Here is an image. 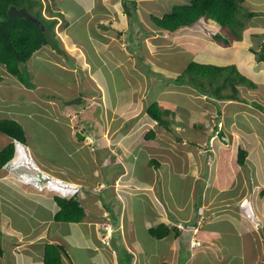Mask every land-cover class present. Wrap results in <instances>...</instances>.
Instances as JSON below:
<instances>
[{"label":"crops","instance_id":"1","mask_svg":"<svg viewBox=\"0 0 264 264\" xmlns=\"http://www.w3.org/2000/svg\"><path fill=\"white\" fill-rule=\"evenodd\" d=\"M71 1L82 9L83 12L79 16L74 15L73 10L67 6H60V3L58 12L62 13L66 19H63L65 24L71 30L70 26L74 22L83 19L90 34L88 42L73 38V42L80 43L72 44L74 45L72 50L76 48L79 51L75 60H73L74 53L65 51L60 43L61 50L47 45L34 52L31 58L40 66L55 65L67 71L70 69L69 65L66 66L67 61H73L77 72V88L68 92L66 94L68 96H62L58 90H50L44 92L42 98L46 105L54 104L60 108L59 103L53 100V94L58 95L55 99L59 101L62 97H65V100L77 96L84 97V106L74 104L80 109H73L72 113H67L69 121L75 119L73 114L91 110L90 100L92 102L99 100L103 105L99 112L104 123L99 129L96 127L92 129L89 126L80 129L83 133L81 142L83 145L98 142L101 145H97L92 151L105 155L102 156L103 160L100 158L94 160L95 162L90 166L91 173L79 169L72 173L64 166L46 162L55 172L58 166L64 173H53L50 170V173L45 174L61 181L57 188L60 185L68 186L85 210V217L79 222L57 221L54 216L59 206L55 197L59 194L52 189L55 184L42 181L37 173H28L29 169L23 164L29 163L28 159H32L31 163L37 165L42 163L46 166L44 160H39L37 155L35 159L33 154V157L28 158L27 151L25 152L23 148L24 142H21V145L20 141L15 139L16 150L13 159L16 163L10 166L5 164L0 168L2 250L0 264H44L47 243L64 246L62 264H196V262L197 264H230L232 258L215 249L213 244L214 250H212L209 243L226 234L229 227L241 232L240 220L233 214L237 211L235 207L243 205L245 199L247 203L251 201L257 213L253 219L258 221L256 227L259 235L260 229L264 227V215L258 211V206L264 209L262 176L261 183L258 182L259 176L264 173H251L254 176L250 185L242 182L244 173H238L239 181L235 182L239 185L231 187L237 190L234 195L228 196L234 202L232 204L223 202L219 206H217L219 202H212L216 196V199H219L225 193L230 195L226 189L228 170L235 162L237 165L235 164L236 167L233 169H238V166L244 167L249 157V152L246 150L244 163L240 164L238 161V151L244 147L238 140L240 134L235 135L238 131L235 126L237 122L244 116L251 123L250 115H253L255 122L264 125V61L258 60L254 50L256 46L250 44L251 37H255V43L259 47L264 43V0H243V10H245V16L241 14L245 22L243 39L233 40L229 46L216 40L211 32L208 39L203 37L199 40L194 36L199 32L190 34L182 31L172 36L171 33H175L174 31L160 30L155 24L150 27L145 25V15L142 14L150 15L152 13V10H149L150 6L158 3L159 0H135L140 19H143L140 22L143 25L142 29L153 35L149 37L150 44L140 33L136 35L138 39L135 43L129 41L131 35H127L131 33L127 32L126 28L128 23L134 20H130L123 5L124 0ZM201 22L206 23L204 20ZM211 27H218L213 20ZM163 33L171 35V41L165 39L166 41L158 42ZM115 35L120 37L119 42L115 41ZM183 40L186 46L183 47L187 49L184 53L190 54L189 60L174 62L171 61L173 57L167 60L168 54L161 49L163 42L180 46ZM89 46L93 47L95 56L99 58L98 63L93 60ZM115 48L120 49L122 55L117 63L111 54L105 56L106 53L102 51ZM141 49H144L147 55L140 53ZM204 50L207 53L197 54ZM131 51H134L133 56L128 55ZM180 52H183L182 47ZM162 53L163 58L160 59ZM63 54L64 61L61 59ZM109 59L113 65L107 61ZM192 61L225 67L224 71L230 75L234 74L232 69L235 67L234 71L246 76L254 82V85L232 78L235 88L239 90L238 94L231 96L221 91L223 98H218L210 90V92L198 90L196 85L191 86L188 82L178 81L179 75L184 73L187 65ZM104 66H107L109 72H104ZM109 66L120 68L126 74L123 76L124 85L112 84V94L108 82H115V76L111 75ZM106 73L110 76L104 75ZM4 74L16 85L10 84L9 88L26 89L24 82L16 75L8 74L6 70H3L2 75ZM40 74L42 71L39 68L34 76ZM0 87L3 88L4 85L0 84ZM152 87L155 96L150 100L148 97L152 93ZM29 88L34 89L32 86ZM222 89H225L224 86ZM177 95L180 101L185 102H178ZM3 97L0 110L7 108L9 113L14 114L11 108L17 100L10 94ZM9 98L11 106L5 104L7 101L5 99L9 100ZM152 101L158 102L161 109L170 110V114L164 115L167 124L159 122L148 113L147 107ZM257 103L262 107L256 105ZM215 116L218 118L213 119ZM87 127L93 132H89ZM250 131H252L251 136L258 132L254 128ZM94 133L98 134L94 136ZM12 140L14 139L0 131V149ZM105 143L107 146L104 145ZM254 143L255 161L264 164V142L254 139ZM224 154L226 160L224 167L228 166L223 170L216 167L214 171L211 164L216 161L221 162ZM203 163L208 167L207 173L204 171ZM179 173L184 180L189 181V178H193L191 197H187V201L182 204H177V198L174 196L175 190L178 191L179 188L176 186L173 190L170 186L171 179H177ZM259 183L263 194H257ZM199 185L204 188L199 190ZM217 185L219 186L216 187ZM253 185H255L254 190L257 189L255 194H251ZM219 190L221 191L217 194L216 191ZM88 191H90L89 197ZM93 191L96 193L94 194ZM213 208H216L215 213L209 216L208 210ZM204 210L210 220L204 225V231L199 234V238L192 236L197 232L189 233L175 229L177 223H186V220H190L192 224L196 219L198 222L196 226L199 229V226L204 224L199 220L204 215ZM184 211L187 214L185 219L179 215V213L184 214ZM18 214L26 219L27 225L29 223L35 225L31 229H24L21 224L18 226L13 220ZM222 221L226 222L225 225H222ZM104 223L110 224L113 228L108 244L101 241L104 235ZM155 232L162 234L156 235ZM194 241H199L200 244L194 245ZM187 248H191L192 251L187 253ZM122 253L127 257L122 258ZM197 254L200 257L195 258ZM259 261H261L259 257H255L254 263L260 264Z\"/></svg>","mask_w":264,"mask_h":264},{"label":"rangeland","instance_id":"2","mask_svg":"<svg viewBox=\"0 0 264 264\" xmlns=\"http://www.w3.org/2000/svg\"><path fill=\"white\" fill-rule=\"evenodd\" d=\"M159 1H162V0H159ZM164 1H166L165 5H162L160 2L153 3V5L150 6L149 10H152V12L161 13V12H164L166 8L168 7L169 9H171L172 5L175 3L180 4L177 2L178 1L181 2L183 0H163V3ZM44 2H45V7H46L48 5V0H44ZM49 2H50L49 9H48V6L47 8L44 7V14L47 17L60 11L59 3H60V6H67V8L73 10V12L75 13L74 15L76 16H79L80 13L83 12L82 9L80 7L79 8L76 7L75 2L71 0H61V1L51 0ZM139 3L141 4V2ZM123 5L127 10L129 11L132 10L131 0H124ZM145 14L146 13H143L142 16H144ZM240 14L245 16V10H243V8H241L239 15ZM140 20L142 21L143 19H140ZM203 20L206 22L205 24L201 22ZM211 21L212 20L210 18L204 16V18H202L201 20L193 22L189 25L182 26L180 27V29L179 28L177 29L178 31L176 30L177 32L174 31L175 33H171V34L172 36L173 35L176 36L182 31L189 32L190 34L199 32V34H194V36L199 40H201L203 37H207L208 39L210 32L212 36L214 32H218L220 34H223V36L230 37V31L227 27L218 26L216 28H212ZM144 24L145 25L147 24V26L150 27V25H153V22L151 20H148L146 17L144 18ZM70 27L72 28V30L68 28V25L65 24V21L62 18H60L58 24L56 25L55 31H56L57 37L59 38L60 45L64 46L65 51L74 53L75 56L73 60H75L77 57L76 53H78L79 51L76 50V48L72 50V47L74 46L72 44L76 43V42H73L74 41L73 38L76 39L77 41L88 42L89 40L88 37L90 34H88L87 26L83 19H81L80 22H74ZM123 28L125 29V27ZM142 28H143L142 23L140 24L135 20L132 23L130 22V24L128 23L126 30L127 32H130L131 35H135L134 37L135 39L137 37L136 35L140 33L143 38H146V42L150 44L151 40L149 39V37L153 35L150 32L143 30ZM181 35H184V34H181ZM243 35L241 37V40L243 39ZM161 37L158 39V42L166 41L165 39L171 41L170 39L171 35H169L168 33L167 34L163 33ZM114 38L116 42L117 41L119 42L120 37L115 35ZM254 38L255 37L253 38L251 37L250 44L251 45L254 44L256 46V49L260 50V47L258 46L257 43H255ZM94 42L98 43V41H95V40ZM183 43H184V40L182 41V43H180L181 45L179 46V45H175V43L170 44V43L163 42V46L161 47V49L163 52L166 51V54H168L167 60H170V58L173 57L171 61L181 62V61H185L188 58H190V54L188 52L184 53V51H186L187 49L186 48L184 49L183 46L185 45ZM76 44H80V43H76ZM181 47L183 48V52H180ZM92 48H93L92 46H89V49L91 51L90 54L93 60L97 61L98 63L99 58L95 56L96 53H94ZM86 51L89 52V50H86ZM102 51L106 53L105 56H108V54H111L115 63H117V60L122 57L121 52H119L121 50L117 48H115L114 50H102ZM142 52L144 53V49L140 50V53ZM205 53H207L206 50L197 52L198 55L205 54ZM144 54L147 55L146 52ZM128 55L133 56L134 51H131V53L129 52ZM63 56L64 54L61 57L62 60H63ZM102 56L103 58H105L104 55ZM162 56H163V53L160 55V59L163 58ZM107 61L113 65L111 59ZM132 61L135 63L134 58H132ZM68 65L70 66V69L67 71V70H64L63 67H59L55 65L40 66L38 62H36L33 58L25 61L24 63L21 64V71H22L21 76L22 77H18V78L20 80H23L24 84L26 85L25 86L26 89L12 90V88H9V86L10 84H12L13 86H16L15 83H12L11 81H9L8 80L9 77L7 78L5 74L2 75L3 76L2 79L4 81H0V84L4 85V87L3 88L0 87L1 88L0 89V103L4 101L3 96L4 95L6 96L8 94H10V96H12L17 101H15V103L12 104L10 103V100H11L10 98L9 100L5 99L7 100L5 101V104L8 103L10 106L11 104L13 105L11 108V112L14 114L9 113L7 108H2L0 110V119H3V118L14 119L22 125L25 131V135H26V140L23 144V148L25 152L27 151L28 158L34 156V158L37 159L35 156L37 155L39 160L40 159L44 160L45 164L46 162H50V163L54 162L56 163V165H61V166L68 168L69 172L75 173L79 169L80 171H83L85 173H91V170H90L91 164L95 162L94 161L95 159L100 158L101 160H103L102 156H104L105 154H102V153L96 154L94 151H92V149L96 148L97 145H101L98 142H93L92 145L91 144L83 145V143L81 142V140H83L81 139L83 138V133L80 131V129L82 130L84 126H89V128H92V129L94 127L98 129L102 127L104 123V119L101 117L100 112H99L103 108L102 103L99 100H96L93 102L92 100H90L89 104H91V107H90L91 110L79 112L78 114L75 113L73 114V116H75L74 117L75 119H73L72 121H69V117H67V113L68 112L72 113L73 109H80L78 106H74V105L69 106L66 102L63 101V99L65 100V97H62L63 99L61 98V101H59L58 99H55L58 96L55 94H53V100L56 101V103H59L58 107L60 108H57V106L54 104L46 105V103L44 102L42 98L44 92H47L50 90H58L60 91L62 96H64L68 94V92H70L71 90L73 89L75 90L77 88L78 80H77V72H75V69H74L75 65L73 61H67L66 66ZM106 67L107 66H104L103 68L104 72L108 71ZM39 68L42 71V74L34 76V74L37 73V70ZM108 69H110L111 75L115 76V80H114L115 82L113 83L112 81L108 82V85L111 88V94H112V84H116V85L123 84L124 85L123 76L126 74L122 69L114 68L113 66H109ZM78 70L80 69L78 68ZM0 73L3 74V70L1 67H0ZM135 73L136 72H134V74ZM104 75L110 76L107 73ZM231 76L236 81L241 80L238 74L236 73L231 74ZM186 78H188V76H186ZM202 81L204 82L203 86L199 85V79L196 82L197 83L196 86H199L200 89H205L207 91H209L210 89H215L216 84L213 83V85H210L207 79H202ZM30 86L34 87V89L31 90V88H29ZM224 88L225 89H222L221 91H224L227 93H230L234 89L232 83H227L226 86H224ZM81 89L82 87H80L79 90ZM3 91H4V95H2ZM151 91L152 93L148 97L150 100L154 99V96H155L153 94L154 87H152ZM176 100L178 102H185V101H180V98L178 95H177ZM60 103H63V104L60 105ZM81 105L84 106L85 102H82ZM250 116H252L251 123L248 122L244 116H242L239 122H237V124L235 125L238 128V131L235 132V135L236 133L240 134V136L238 135L239 136L238 140L240 143L243 144L242 146L244 147V149L247 150V152H249V157L248 159H246L247 163L244 167L238 166V169L236 168L233 169L234 167H236L235 166L236 162L234 164L233 163L231 164V168H229L228 170V174H227L228 176H226V181H227L226 189H228V192L230 193V195H228V193H225L224 195H221L219 199L218 198L216 199L217 196L213 198L212 202H219L217 206H219V204L223 202H228L229 204H232L234 202V200L228 198V196H231L232 194L234 195V192L237 190V188H231V187L235 185H239V183L236 184L235 182L236 180L239 181L238 173H244L245 176L243 175L242 182L248 185H250L249 183H251V180L253 178L252 176H254L251 173H264V164L262 162H259L258 160L255 161L256 158L254 156V151L256 147L254 143V139L264 142V125L260 124L258 121L255 122L256 119L254 118L253 115H250ZM216 118L218 117L215 116L213 119H216ZM89 128L87 127L86 129L89 132L90 131L93 132V130H90ZM250 128L251 129L254 128L256 131H258L256 135H252V136L250 135L252 132L250 131L251 130ZM79 133H81L82 135L81 138L79 137ZM95 134H98V133H94V136ZM20 144L22 145L21 142ZM104 145L107 146V143H105ZM206 146H209V145L206 144ZM28 148L30 149L29 152H28ZM235 148L237 149V147ZM97 155H99L98 158H96ZM236 155H235V159H236ZM210 158H212V156H210ZM12 159L6 163L7 166H10L11 164L16 163V160L13 159L14 160L13 161ZM105 159H107V157ZM28 160H29V163H26V162L23 163L25 164L24 166L29 169L28 173H37L38 178L41 179L42 181H47V183L50 182L51 184H55V186L52 189L54 191L56 190L57 194L63 195V192L57 188V185H59L61 181L53 176L50 177L45 173H50V170L53 173H56V172L64 173V171L60 167L56 166L57 171L55 172V170L51 169V166L49 164H46L45 166V165H42V163L37 162L39 164L37 165L36 163L34 164L31 163L32 159H28ZM225 162L226 160H225V154H224L222 161L213 162L211 164L212 165L211 168H213L214 171L216 167L220 169H223V168L225 169L228 166L226 165V167H224ZM218 165H220L221 167ZM40 166L45 171L41 169ZM203 167H204L205 173H207L208 167L205 165V163H203ZM16 172L18 173L19 171H16ZM19 173H22V172H19ZM180 173H183V172H180ZM180 173L177 176V179L172 178L170 181V186L173 190L175 189L176 186L179 188L178 191L175 190L174 192V196L177 198V204H182V202L187 201L186 200L187 197H191V182L193 180V178H189V181L184 180V178H182ZM261 176L264 179V175H260L258 178V182L260 183H261ZM260 183L258 185L259 188H257L258 189L257 194H263L260 190ZM194 186H195V183H194ZM218 186L219 185H217L216 187ZM252 187H253V191L251 192V194H255L256 193L255 191L257 189L254 190L255 185H253ZM202 188H204V186L199 185L198 189L201 190ZM212 189L216 190L214 188ZM220 191L221 190L216 191V193L219 194ZM93 192L94 194L96 193L95 191ZM87 193L89 197L90 191H88ZM77 195H79V193H77ZM253 205L254 204L251 201L247 203V200L245 199L243 200V205H237V207H235L237 211L236 213H233V214H234V217L240 220V228H241L240 233L236 232L233 227H229L228 228L229 230L227 231L226 234H223L215 238L213 242L209 243L212 250H214V247H215V249H219L223 253H225L226 257L232 258L230 264H255L254 263L255 257H259V260H261L259 261L260 264H264V240H261V239H264V232H262L264 230V227L262 226V228L260 229V235H259L258 230H257L258 227H256V224L258 223V221H254L253 219L254 216L257 215ZM258 208H259L258 209L259 213L260 214L263 213L264 215V209H261L259 206ZM215 209L216 208H213L212 209L213 211L211 209L209 210L207 209L208 214H210L209 216L215 213L214 211ZM185 212L186 211H184V214L179 213L180 217H182L183 219L187 218V214H185ZM205 216H206V212L204 210V215L199 219L204 224L202 226H199V229L196 231L197 234L192 235L193 238H199V234H202V232L204 231V228H205L204 225H206L207 224L206 222L210 220L209 216H206V217ZM13 220L15 223L18 224V226L19 224L24 226L23 227L24 229L26 228L31 229V227L35 225V224H30V223L29 225H27L26 219L21 217V214L15 215ZM29 221L32 222V219L29 218ZM185 222L186 223L183 222L184 225L186 226L184 231L185 232L189 231V233L192 232L190 220H186ZM225 223H226L225 221H222V225H225ZM261 224L262 222L260 221V225ZM212 244L214 245V247L212 246ZM191 251H192L191 248H187V253H190ZM122 255H123L122 258L127 257V255L124 253H122ZM198 257H200V255L198 254L195 255V258H198Z\"/></svg>","mask_w":264,"mask_h":264},{"label":"trees","instance_id":"3","mask_svg":"<svg viewBox=\"0 0 264 264\" xmlns=\"http://www.w3.org/2000/svg\"><path fill=\"white\" fill-rule=\"evenodd\" d=\"M131 2L132 10L129 11L126 8L125 10L130 19L140 23L141 20L137 8V1L131 0ZM159 2L164 5L166 3V1L163 3V0ZM242 2L243 0L178 1L177 3L180 4L175 3L172 5L171 9H169V7L166 8L161 15L152 12L150 15L145 14V18L147 17L148 20H151L160 30L176 31L178 28L196 22L205 16L217 22L219 26L229 29L230 37H225L218 32H214L213 37L224 45H230L233 40L241 39L245 28V22L241 18L242 15H239L241 8H243ZM12 5L18 8L26 7L31 15L37 18L38 22L25 17L9 16L8 9ZM47 6L49 9V2ZM47 6L45 7L44 0H0V67L2 70H6L8 74L22 77L21 64L29 60L34 52L45 45H51L53 48L61 50L59 47L60 41L56 35L55 28L60 18L66 19L61 12H56L47 17L44 14V7L47 8ZM130 35L131 34H128L127 36ZM134 37L135 35H131L129 41L135 43L138 38L136 37L135 39ZM254 50L257 53L258 60L264 61V43L260 45V50ZM224 69L226 68L192 61L187 65L184 73L179 75L178 81L188 82L191 86H195L199 79V85L203 86L204 82L202 79H207L210 85H213V83L216 84L215 89H210V91L218 98H223L221 88L226 86L227 83H232L234 89L228 94L236 96L239 90L235 88V83H233L234 80H232L233 77H231L230 74H226L227 71H224ZM232 70L234 73L238 74L242 82L246 81L251 86L254 85V82L246 78V76L238 71H234L236 70L235 67ZM186 76H188V78H186ZM2 78L3 76L0 73V80H2ZM21 81L23 82V80ZM199 90L206 91L200 88ZM256 105L260 108L262 107L258 103ZM147 111L153 118H157L158 121L163 124H167V119L164 115L171 113L169 109H161L158 102H152L147 107ZM0 131L14 139L0 150L1 168L14 156L16 150L15 139L20 142H25L26 135L22 125L18 121L9 118L0 119ZM245 158L246 150L240 148L238 156L239 163L243 164ZM74 194L70 196L57 195L55 197L59 206L54 216L57 221L79 222L85 217L84 207ZM197 224V219L194 223L190 224L193 226L191 227L193 232L197 231L194 230ZM175 229L179 231L184 230L178 227V223L175 225ZM155 234L158 235L162 233L157 234V232H155ZM64 252L65 248L61 244L47 243L44 251V264H62V253ZM0 253H2L1 247Z\"/></svg>","mask_w":264,"mask_h":264},{"label":"water","instance_id":"4","mask_svg":"<svg viewBox=\"0 0 264 264\" xmlns=\"http://www.w3.org/2000/svg\"><path fill=\"white\" fill-rule=\"evenodd\" d=\"M8 15L9 16H20L25 17L28 19H32L35 22H38L37 18H34L31 13L26 9V7H16L14 5L10 6L8 9ZM68 105H74V104H81L82 102H85V98L81 96L73 97L69 100H64ZM79 137L81 138L82 135L79 133Z\"/></svg>","mask_w":264,"mask_h":264},{"label":"built area","instance_id":"5","mask_svg":"<svg viewBox=\"0 0 264 264\" xmlns=\"http://www.w3.org/2000/svg\"><path fill=\"white\" fill-rule=\"evenodd\" d=\"M58 189H60L63 192L62 196H70L73 194L72 190H70V188L68 186L60 185V186H58ZM178 227L185 229L186 226L180 222V223H178ZM103 228L105 231H108L107 233H110L112 230L111 226L108 223H105ZM194 230H197V227H195ZM107 233L102 238V241L105 243H108V241H109V238H108L109 235ZM194 244H196V245L199 244V241H194Z\"/></svg>","mask_w":264,"mask_h":264},{"label":"bare ground","instance_id":"6","mask_svg":"<svg viewBox=\"0 0 264 264\" xmlns=\"http://www.w3.org/2000/svg\"><path fill=\"white\" fill-rule=\"evenodd\" d=\"M223 170V169H222ZM105 224V223H104ZM104 224H103V227H104ZM110 225V224H109ZM111 226V225H110ZM111 228H112V226H111ZM103 231H104V235L108 232V231H105L104 230V228H103ZM112 231H113V228H112V230H111V232L110 233H107L109 236H108V238L110 239V236H111V233H112ZM103 235V236H104ZM103 236H102V238H103ZM102 238H101V241H102ZM110 241V240H109ZM109 241H108V243H109ZM103 242V241H102ZM104 244H108V243H105V242H103Z\"/></svg>","mask_w":264,"mask_h":264},{"label":"clouds","instance_id":"7","mask_svg":"<svg viewBox=\"0 0 264 264\" xmlns=\"http://www.w3.org/2000/svg\"><path fill=\"white\" fill-rule=\"evenodd\" d=\"M199 20H201V19H199ZM199 20H197V21H199ZM217 23V22H216ZM217 26H219V24L217 23ZM82 97V96H81ZM61 183V182H60ZM59 196H62L61 194H59ZM197 229H198V227H197Z\"/></svg>","mask_w":264,"mask_h":264}]
</instances>
